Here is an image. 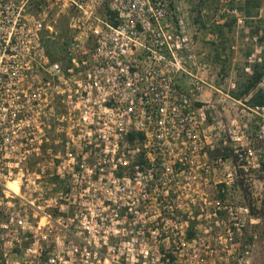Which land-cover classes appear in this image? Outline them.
Listing matches in <instances>:
<instances>
[{
    "label": "built area",
    "instance_id": "obj_1",
    "mask_svg": "<svg viewBox=\"0 0 264 264\" xmlns=\"http://www.w3.org/2000/svg\"><path fill=\"white\" fill-rule=\"evenodd\" d=\"M181 2L0 0V204L36 219L18 264L250 263L251 209L230 197L263 168L264 106L259 156L244 121L208 125ZM12 174L35 178L16 192Z\"/></svg>",
    "mask_w": 264,
    "mask_h": 264
},
{
    "label": "rangeland",
    "instance_id": "obj_2",
    "mask_svg": "<svg viewBox=\"0 0 264 264\" xmlns=\"http://www.w3.org/2000/svg\"><path fill=\"white\" fill-rule=\"evenodd\" d=\"M232 1V0H231ZM260 9L252 18L246 17L243 26L236 23L228 10L231 2L226 0H182L181 7L186 31L194 41V54L199 65L205 66L203 77L199 76L208 86H205L197 99V104L204 105L209 113V123L224 121L229 123L234 119L247 124V144L261 155L263 145L257 140L261 118L252 113L256 106L250 104L257 90L264 92V77L258 88L249 96L238 100L233 94L244 90L249 78L259 71L264 63V0H258ZM238 6L240 3L235 1ZM242 6V5H241ZM57 19L59 35H68V18ZM57 46H55L56 48ZM54 48V56L57 51ZM188 79L184 78V85ZM214 119V120H213ZM41 165L50 164L49 158L39 159ZM40 162V161H39ZM30 165L35 163L31 159ZM6 184L18 191V182H32L35 177L25 174H12ZM33 178V179H32ZM45 181H51L50 178ZM239 189L232 192L230 201H238L250 207L252 223L248 221L246 233L239 239V250L236 256L245 251L250 252L249 264H264V164L260 172L250 170L239 172ZM252 185V186H250ZM251 187V188H250ZM28 190L23 193L29 195ZM3 190L0 189V199ZM19 211L29 217V225L23 229L17 225H9L7 216L13 211ZM30 206L7 203L0 204V264H18L22 262L25 250L33 241L30 226L36 224ZM39 220V219H38ZM236 261V259H235ZM235 263V262H231Z\"/></svg>",
    "mask_w": 264,
    "mask_h": 264
},
{
    "label": "trees",
    "instance_id": "obj_3",
    "mask_svg": "<svg viewBox=\"0 0 264 264\" xmlns=\"http://www.w3.org/2000/svg\"><path fill=\"white\" fill-rule=\"evenodd\" d=\"M242 5V6H241ZM230 8H237L239 11L243 12L246 17L252 18L254 15H257L260 9V3L258 0H245L243 4H239L238 6L235 4V0L231 1ZM49 53L51 52V48H55V44H48ZM264 77V63L260 67L259 71H256L254 75H252L247 84L244 87V90L233 94L234 97L238 100L244 98L245 96H249L253 91H255L259 84L261 83ZM250 104L253 106H264V92L262 90H257L256 94L252 97Z\"/></svg>",
    "mask_w": 264,
    "mask_h": 264
}]
</instances>
